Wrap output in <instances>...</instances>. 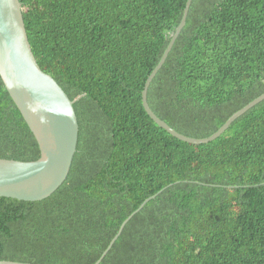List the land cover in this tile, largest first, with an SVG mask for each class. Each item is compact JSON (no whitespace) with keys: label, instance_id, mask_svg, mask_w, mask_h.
Masks as SVG:
<instances>
[{"label":"trees","instance_id":"trees-1","mask_svg":"<svg viewBox=\"0 0 264 264\" xmlns=\"http://www.w3.org/2000/svg\"><path fill=\"white\" fill-rule=\"evenodd\" d=\"M21 2L80 133L51 196H0V260L95 264L131 217L99 264H264V100L204 144L173 136L143 105L187 0ZM263 93L264 0H193L149 87L153 111L205 138ZM40 155L0 75V158Z\"/></svg>","mask_w":264,"mask_h":264},{"label":"water","instance_id":"water-1","mask_svg":"<svg viewBox=\"0 0 264 264\" xmlns=\"http://www.w3.org/2000/svg\"><path fill=\"white\" fill-rule=\"evenodd\" d=\"M192 1L187 0L181 23L171 34L166 51L149 75L142 96L147 113L162 128L186 142L204 144L217 139L237 118L263 101L264 93L235 112L217 132L205 138L180 133L153 111L148 102L149 87L186 25ZM0 75L35 135L41 151L40 157L33 161L0 158V196L25 201L43 200L51 196L70 173L78 150L80 124L74 106L76 100H72L57 80L45 72L37 61L29 40L21 0H0ZM155 196L147 198L140 209ZM130 218L122 224L118 234L95 264H99L106 256ZM0 264L32 263L0 260Z\"/></svg>","mask_w":264,"mask_h":264}]
</instances>
